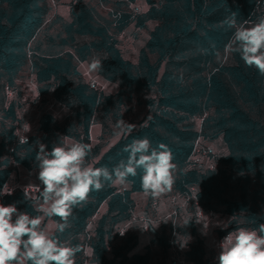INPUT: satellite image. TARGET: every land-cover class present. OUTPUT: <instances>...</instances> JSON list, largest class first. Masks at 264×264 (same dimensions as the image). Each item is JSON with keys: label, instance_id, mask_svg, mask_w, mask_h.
<instances>
[{"label": "trees", "instance_id": "1", "mask_svg": "<svg viewBox=\"0 0 264 264\" xmlns=\"http://www.w3.org/2000/svg\"><path fill=\"white\" fill-rule=\"evenodd\" d=\"M144 1L149 8L138 17L137 24L146 19L156 24L137 61H133L123 55L117 39L105 25L95 22L92 10L82 1L73 9L67 26L69 40L65 42L72 49L58 55L37 54L30 60L28 45L46 19L50 9L47 0H0V89L14 86L24 66L31 62L40 93L51 87L55 99L72 109L64 122L43 112L37 132L21 144L18 104L10 102L0 121V204H15L19 212L30 217L42 216L37 207L41 201L38 193L30 201L25 200L21 188H14L11 195L3 192L14 171L13 162L38 167L35 155L39 143L51 151L54 144L75 138L92 146L87 164L111 171L126 158L122 151L126 145L147 138L153 148L164 143L173 154L177 170L170 193L171 201L178 204L173 211L177 213L181 204L188 207L192 203L195 217L188 224L190 234H196L194 223L200 220L197 210L215 212L218 206H224L223 212L230 216L228 225L218 229L219 236L241 227L258 231L264 223V76L246 67L238 54L230 55L228 61L223 59L233 30L226 31L221 22L236 13L238 24L247 21L251 26L264 18V0ZM77 35L92 39L78 42ZM213 45L219 57L213 53ZM95 51L102 54L98 58L102 70L98 72L119 84L115 93L104 92L82 77L76 81L72 78L79 75L75 59L86 60ZM150 89L157 95L149 101L153 111L147 122L100 152V143H92V124H101L103 135L109 115L118 116L134 95ZM218 138L227 149L220 157L208 145ZM141 175L138 170L137 176L124 185L105 182L102 190L92 191L85 203L73 209L70 226L63 233L52 232L65 246H81L83 251L76 255L75 264H87V248L93 264H166L164 259L152 262L150 245L142 253L130 254L138 236L127 227L136 221L145 224L144 217L141 221L133 217V194L143 192ZM229 180L236 183L238 197L226 195ZM104 204L105 211L97 216ZM53 220L59 222V218ZM45 223L46 218L43 226ZM152 241L161 246L163 258L173 249L165 230ZM185 258L191 264H217L208 256L200 237L189 244Z\"/></svg>", "mask_w": 264, "mask_h": 264}, {"label": "clouds", "instance_id": "2", "mask_svg": "<svg viewBox=\"0 0 264 264\" xmlns=\"http://www.w3.org/2000/svg\"><path fill=\"white\" fill-rule=\"evenodd\" d=\"M221 23L226 31L233 30L224 53L238 54L246 67L255 68L264 76V18L248 26L247 21L238 24L236 13H231ZM212 51L219 57L214 45ZM100 70L101 61L93 59L89 71ZM135 128V124L119 119L115 124V135H130ZM25 141V137L20 138L21 144ZM38 149L35 160L43 189L37 187V191L43 216L30 217L19 212L15 204H0V264H75L76 255L83 249L80 245L61 244L43 226L45 218H59L56 231L63 233L70 226L73 209L85 203L92 191L102 190L105 182L124 185L130 177H136L139 170L143 193L156 200L172 191L176 179L177 166L170 148L164 143L153 148L147 138L134 139L126 145L122 149L126 158L111 171L86 163L92 151V146L87 143L54 144L51 151L46 150L44 143H39ZM30 186L24 189V197L31 201ZM3 192L12 194L7 185ZM207 226L205 222L204 227ZM221 248L219 264H264V223L259 225L258 231L241 227L235 234L229 233Z\"/></svg>", "mask_w": 264, "mask_h": 264}, {"label": "rangeland", "instance_id": "3", "mask_svg": "<svg viewBox=\"0 0 264 264\" xmlns=\"http://www.w3.org/2000/svg\"><path fill=\"white\" fill-rule=\"evenodd\" d=\"M78 1L90 7L95 18V22L105 25L109 32L117 39L118 47L123 55L133 61H137L140 48L149 38L150 30L155 26L156 21L146 19L143 24L138 25V17L145 14L149 5L144 0H47L49 11L43 25L37 30L34 37L28 45L29 59L34 55H58L71 50L70 43L65 42L67 39V26L73 19V9L77 8ZM127 14L128 17H127ZM252 25V24H251ZM123 26V27H122ZM119 27H122L119 31ZM92 36H76L78 42L90 41ZM102 54L94 52L86 60H76L77 70L79 75H73L72 78L76 81L82 77L87 82H93L97 88L107 93H115L119 89V84L105 79L98 71L90 72L89 65L93 59H98ZM231 56L224 55V60H230ZM91 84V83H90ZM157 92L154 89L144 91L134 95L132 100L128 101L121 107L118 116L109 115L107 117V129L102 135V125L94 123L91 126V139L93 144L100 143V152L105 151L109 146L115 143L121 136H116L115 124L119 119H123L127 123L135 124L136 129L141 127L149 119L153 106L149 103L150 99H154ZM11 101H15L17 105V116L19 126L17 133L21 136L29 138L38 130L39 118L43 112L52 113L55 115L58 122H64L72 114V109L57 101L54 97L52 88L47 89L45 93H40L39 85L36 81V76L31 66V62L26 64L19 74V79L14 86H5L0 89V121L4 119V113ZM196 122V121H195ZM198 122V121H197ZM102 135V138H101ZM18 138V139H19ZM78 142L75 138L67 137L66 143L70 144ZM207 142V141H206ZM17 140L11 146L13 147ZM209 147L216 153L217 157L227 153L224 142L221 138L213 141H208ZM6 152L4 155H7ZM14 171L10 177V182L7 186L9 189L25 188L31 186H43L38 179L39 167L29 168L12 163ZM91 166V164H88ZM20 168V171L18 169ZM228 196H239V190L236 183L229 180V187L226 190ZM32 196H36L33 193ZM173 193H166L156 200L149 199V195L139 196L137 203L138 207L134 211V219H148L147 227L151 238L166 231L169 234L174 251H180V255L185 262L180 264H191L185 258V252L189 244L193 240L190 236L191 227L185 222L193 221L194 209L192 203L189 202L188 207L177 208L175 213L173 209L177 203L171 201ZM150 200V201H149ZM37 207H43L42 202H37ZM106 209L104 204L97 216L101 215ZM224 206H218L214 214L207 216L210 220L207 229L204 227L199 229V233L204 232V240L207 242L208 256L214 258L216 252L210 245L214 237L219 236L218 229L226 227L230 216L223 212ZM43 216V214H42ZM151 218V219H150ZM205 221H208L205 217ZM205 224V222L203 221ZM139 226L140 222L136 221L131 226ZM130 232H138L131 230ZM49 232L56 229V222L46 218L45 226ZM92 225L89 229H92ZM181 230V231H180ZM118 232V231H117ZM235 234V231L232 232ZM154 235V236H153ZM119 238H122L120 235ZM152 250V262H161L163 259L166 264H172L171 255L173 252L170 248L167 257L162 253V248L159 244L151 241L149 244ZM180 247V249H178ZM91 251L86 249L87 264L91 263ZM219 264V262H217Z\"/></svg>", "mask_w": 264, "mask_h": 264}, {"label": "crops", "instance_id": "4", "mask_svg": "<svg viewBox=\"0 0 264 264\" xmlns=\"http://www.w3.org/2000/svg\"><path fill=\"white\" fill-rule=\"evenodd\" d=\"M18 171H20V168L18 169ZM140 194L141 195H143L144 193L143 192H135L134 194H133V197H134V200H135V203H136V205H135V208H137L138 207V203H137V200H138V198H139V196H140ZM150 197V196H149ZM181 205H183V206H181V207H179V208H182V207H184V206H186V205H184V204H181ZM206 218H207V220L208 221H206V223H207V225H208V222H210L209 220V218L206 216ZM151 219V218H150ZM132 223V222H131ZM195 226H196V234L195 235H192V234H190V236H191V238L193 239L192 241H194V240H196L197 239V237H200V238H202V239H204V236L205 237H207V234H205L204 232H201V233H199V229H201L202 227H203V225H204V223H203V221L202 220H198V221H196L195 223ZM131 230H137L138 229V232H136V234H137V236H138V243H137V245L134 247V249L131 251V253L130 254H135V253H142V252H144L145 251V249L147 248V246L151 243V241H152V239L154 238V237H152L151 238V235H149V232H148V227L146 228L145 227V225H144V223L142 222V223H140V225L139 226H131ZM181 231V230H180ZM161 233V232H160ZM154 236V235H153ZM191 241V242H192ZM205 241V240H204ZM205 245H206V248H207V242L205 241ZM212 247H213V240H212V244H210ZM172 264H178V263H172Z\"/></svg>", "mask_w": 264, "mask_h": 264}, {"label": "built area", "instance_id": "5", "mask_svg": "<svg viewBox=\"0 0 264 264\" xmlns=\"http://www.w3.org/2000/svg\"><path fill=\"white\" fill-rule=\"evenodd\" d=\"M92 85L93 86H95L96 84L95 83H93L92 82ZM21 137H23V136H21ZM20 137V138H21ZM20 138H19V140H20ZM27 139V138H26ZM37 187H39L40 188V186H30V188H29V192L31 193V195H33V193L34 194H37L38 193V191H37ZM26 188V187H25ZM25 188H23V191H24V189ZM175 212V211H174ZM214 214V211H207V210H205V209H202V208H200V209H198L197 210V213H196V215H197V217L200 219V220H202V221H204V222H206L205 221V217L206 216H211V215H213ZM147 221H148V219H146V218H144V222H145V227L147 228ZM207 229V228H206ZM228 234H226V235H222V236H216V237H214V239H213V248H214V250H215V252H216V255L214 256V261H216V262H219V260H218V257H219V254H220V252L222 251V248H221V243H222V241L224 240V238L227 236ZM178 249H180V247H178ZM172 259H173V262L174 263H177V262H180V263H183L184 262V260L180 257V253H179V251H177L176 250V252L173 254V256H172Z\"/></svg>", "mask_w": 264, "mask_h": 264}]
</instances>
